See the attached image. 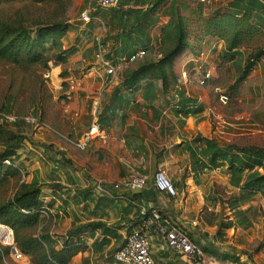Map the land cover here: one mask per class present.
I'll use <instances>...</instances> for the list:
<instances>
[{"label":"crops","instance_id":"obj_1","mask_svg":"<svg viewBox=\"0 0 264 264\" xmlns=\"http://www.w3.org/2000/svg\"><path fill=\"white\" fill-rule=\"evenodd\" d=\"M80 1L75 0L76 5ZM158 1L120 0L116 8L103 12L105 14L103 19L108 26L101 38L105 57L117 64L121 57H128L131 52L145 53L142 58L123 65L116 78L105 74L99 61L95 39L87 35V31L89 33L91 25L95 23L88 24L87 31L84 25H71L63 39V46L68 50L74 49V53L68 58L67 70L70 77L67 80H73L75 76L77 84L75 90L68 93L67 101H63L66 106L64 110H67L72 125L78 121L84 124L78 135L80 137L88 129L93 106L98 103L99 124L103 136L91 141L86 151L81 152L71 148L73 150L70 151L75 153L74 157L68 154V149L63 150L67 164H71L69 160H78L76 161L78 172L73 173L66 168L67 173L64 170L62 178L57 179L52 164L53 167L49 166L40 172L47 171L46 174L51 177L50 179L44 178L39 172L35 176L28 174V179L44 185L42 195L48 194L46 197L43 196L44 200L49 201L55 197L56 206L62 207L60 210L67 207L68 202H72L78 208L77 212L72 209L71 212L69 208L66 209L67 212L63 211L69 222L67 225H62L63 229L59 228L60 224L56 223L54 218L51 227L54 235H64L72 225L100 221L108 226L117 227L123 244L128 233L126 229L135 225L131 230L133 231L142 225L143 219L139 215V209L146 207L148 210H157L171 225L178 228L182 226L193 241L189 239L198 246H209L213 249L218 247L221 253L227 255L237 252L229 248L232 246L238 251L243 250L252 254L251 260H248L246 254L240 255L237 264H264V246L255 253L254 250L239 244L258 240L256 231L254 235L253 224L247 230L226 231L225 242L214 238L218 221L208 224L211 212L215 214L221 212L223 204L236 192L229 186L227 176L219 171H208L202 174L196 183L187 165L186 154L181 153L183 148L179 150L174 148L191 141L197 135L214 139L218 144L224 145L218 137L217 128L212 129L213 122L216 123L217 119L214 118L212 121L209 119L211 112L209 95L205 89L197 85L198 82L202 84L206 79L218 78L216 68L223 43L216 39H205L201 44L199 56L185 54L175 62L176 72L180 76L178 90H181L186 97L195 99L196 106L202 107L201 113L188 117L176 114L174 102L178 98L172 100L171 96L163 95L157 84L132 92H126L121 87V74L124 71L158 57L160 29L170 21L168 12L172 5H175L181 16L189 21H197L199 17L197 0ZM229 1L231 0L221 2L225 6ZM208 10H204L203 13H207ZM99 20L101 21L100 18ZM122 31L126 32L125 39L117 37ZM190 43L196 44V41L191 39ZM57 69H52V72H56ZM249 75L264 76V58L254 66ZM255 89L263 91L264 87L256 86ZM216 91L220 90L216 89ZM21 152L19 160L28 157V149ZM18 162L17 165L20 167ZM73 164L76 166L75 161ZM172 166L177 168L176 173H180L175 182L178 191V197L175 199L158 193L152 181L153 173L157 169L164 168L168 172ZM183 173L187 176L180 183ZM137 174L148 177L147 186L143 190L146 197L140 201L131 194H122L112 188L117 181ZM170 178L174 180L173 174H170ZM99 182L106 189V193L96 189V184ZM50 183H57L63 187V191L57 193L58 197L53 195L48 186ZM218 187L222 188L220 194L216 192ZM148 192H150L149 196H147ZM210 193L217 198L219 207L208 205ZM63 199L66 204L63 203ZM53 210L57 215L55 217L59 218V210L56 208ZM53 210L50 211L52 215ZM92 235L93 238L87 233L84 238L90 251L78 254L71 264H94L96 260L98 264H106L100 259L107 257L105 254L110 247L105 249L102 255L91 251L92 243L102 239L99 232ZM150 236V254L156 264H190L184 257L169 251L161 242L160 236L155 233ZM238 254L236 253L237 256ZM202 263L233 264L220 262L217 256L215 258L206 255Z\"/></svg>","mask_w":264,"mask_h":264},{"label":"trees","instance_id":"obj_2","mask_svg":"<svg viewBox=\"0 0 264 264\" xmlns=\"http://www.w3.org/2000/svg\"><path fill=\"white\" fill-rule=\"evenodd\" d=\"M15 3L39 6V9L46 14V9L54 6L55 12L60 10V14L34 21L31 19L29 21L22 12L16 10L10 14L0 15V63L24 69L37 66L46 71H51L55 67H65L69 56L74 53V49L68 50L63 46V39L71 28L65 17L70 2L67 0H0V8ZM183 8H186L185 4ZM209 8L210 6L205 2L197 0L199 17L197 21H188L181 16L177 7L172 5L168 12L170 21L160 29L158 57L124 71L121 74L122 89L132 92L157 84L163 95L171 96L172 100H175V97L178 98L174 102L176 114L188 117L201 113L202 107L196 106L197 101L186 97L181 90H178L180 76L176 72L175 62L185 54L199 56L202 42L205 39H216L223 43L216 70L218 78L208 81L206 79L205 83H211L219 89V79L231 68L238 67V59L241 60L244 56L242 73L229 85L226 97L228 102L238 100L245 77L264 58V47L261 44L264 32V0H231L221 9L203 13ZM189 24L194 25L193 35H189ZM122 30L126 29L122 28ZM125 34L126 32L122 31L117 37L125 39ZM191 39L195 40L196 44H191ZM134 54L131 52L128 57ZM107 59L110 60V58ZM60 76L67 79V71L62 69ZM224 81L227 80L224 79ZM11 102V98L7 99L6 105L0 112V224L12 229L16 249L28 258L30 264H71L78 254L90 251L84 238L87 233H90L93 238L92 234L95 232H99L102 239L92 243L91 251L102 255L103 251L110 247L108 250L110 257L100 260H104L105 263L113 262V253L123 245L118 243L121 238L117 227L108 226L100 221H89L72 225L64 235L52 234V223L57 215H52L50 211L55 208L60 210L62 207L56 206L55 197L45 201L42 195L44 185L29 180L28 173H24L17 165L19 152L33 143L24 132L13 129L19 123H25L24 121L17 123L6 119L11 112ZM181 147L183 148L181 153L186 154L187 165L196 183L205 172L219 171L227 176L229 186L236 191L223 204V212L210 214L212 220H208V224L218 221L214 238L225 242L226 231L250 228L253 218H251L249 204L256 196L264 199V148L235 143L220 145L214 139H206L201 135L174 148L179 150ZM5 161L9 164H5ZM184 178L185 173L180 183ZM9 182L12 193L8 197ZM48 186L54 196L58 197L57 193L63 191L60 184L50 183ZM131 195L139 201L146 197L143 191ZM149 195L150 192L147 196ZM209 198L214 204L217 203V198L211 193ZM63 203L66 204L64 199ZM134 226H130L126 231L131 232ZM178 229L193 241L183 229ZM196 245L198 246L197 243ZM263 246L264 242L259 243L254 252H258ZM198 247L203 256L215 258L217 256L220 262L237 264L240 261V255L246 254L248 260H251L252 256L251 253L238 251L232 246L229 248L233 251L237 250L232 255L221 253L218 247L214 249L209 246ZM236 253H239L238 256ZM9 256L10 248L0 247V264L5 257Z\"/></svg>","mask_w":264,"mask_h":264},{"label":"rangeland","instance_id":"obj_3","mask_svg":"<svg viewBox=\"0 0 264 264\" xmlns=\"http://www.w3.org/2000/svg\"><path fill=\"white\" fill-rule=\"evenodd\" d=\"M67 1L70 2V6L66 10L65 17L72 26H83L79 20V15L86 4L89 3L91 5L93 9L92 16L100 18L101 22L91 25L89 33L86 26L85 29L87 35L89 34L92 36L93 39H95V42L97 39L101 40L104 33L103 31L107 29L108 26L103 19L105 15L103 12L105 11H100L97 8L96 0H81L77 5L75 0ZM221 1L223 0H208V3H206V5L210 6L208 11L223 8V3ZM15 10L22 12L27 19L29 18V21H34L35 19H40L46 16L52 18L54 14H57V16L60 14V10L55 12L54 6L50 9H46V14L45 11L39 9V6L15 3L0 8V15L13 13ZM189 25V35H193L195 32V30H193L194 25ZM261 44L264 47V32L261 37ZM243 57L239 60L238 67L231 68L225 75L221 72L224 76L220 78L221 80L219 79L218 86L220 91L217 92L216 87L211 85V83L203 82L200 84V82H198L197 85L205 89L209 95V107L211 111L209 119L211 121L214 118L217 119V124L213 122L212 129L215 130L217 128V134L222 143L255 145L264 148V90L256 91L255 89L256 86L259 88L264 87V76H250L248 74L245 77L246 80L243 83V86H241L242 90L238 100H231L228 102L221 98H226L228 96L229 85L241 75ZM55 68H58L57 71L52 72V70L46 71L37 66L24 69L7 63H0V112L1 108L6 105V100L11 98V112L7 117L11 122L19 123L18 121H22L23 123L24 121L25 123H19L17 126H14L13 129L24 132L31 138L33 143V145H29L21 150L28 149V157L19 160L21 158L20 154L18 159L19 162H17L24 173L35 176V174L39 172L40 175L42 174V176L47 179L51 178L50 176H47L46 173L48 172H40L44 171V168L49 166L53 167L52 164H54L57 179H59V177L62 178L64 170L67 173L66 168L73 173L75 171L78 172V165L76 163L78 160H69L71 164H67L63 150L68 149V154L71 157H74L75 153H72L70 149L75 148L74 144L81 137L78 136L80 130H82L81 126L84 125L82 123L80 124L79 121L72 125V120L70 119V116H68L69 114L67 110H64L66 109V106L63 101H67L68 98L66 97H68V93H70L71 90H75L77 84L75 80L76 77L73 76V80H67L60 76L62 69L68 73L67 65L65 67ZM55 68H53V70ZM46 73L50 74L49 79H46ZM68 77H70L69 73ZM224 79L227 81H224ZM27 118L34 119L35 123L31 125L29 123L27 124L25 121ZM72 131L74 134H72ZM29 148H31V150ZM84 151H86V149ZM73 161H75L76 166H74ZM159 169L163 170L172 181L173 185L176 186L175 182L180 176V173H176L177 168L172 166L168 172H166L164 168ZM59 174L60 176H58ZM170 174H173L174 180L170 178ZM186 176L185 173V177ZM221 191L222 188L219 187L216 190L218 194H220L219 192ZM11 193L12 187L9 182L7 196L9 197ZM47 195V193H43L44 197ZM74 205L75 204L72 202H68L67 207L63 210H59L60 216L59 218H55V222L60 224L59 228L63 229L62 225H67L69 223L68 218L65 217L66 215L63 211L67 212V208L70 210L72 209L75 212L78 211V208ZM208 205L211 207H219L218 202L214 204L209 198ZM249 205L251 209V218H253L252 227H254V235L256 231L258 240L255 242L239 244L240 246H245L253 251L259 243L264 242V199L256 196L251 200ZM244 207H246V205ZM215 208L216 207H214V209ZM223 210L224 205L220 211L223 212ZM221 212H218L217 214H220ZM206 214L208 215V212H206ZM53 215H55L54 210ZM180 227L185 230L182 226ZM121 242L122 240L119 243L122 244ZM105 255L107 256L106 258L110 257L109 252H106ZM95 262L94 264L99 263L97 260ZM1 264L30 263L28 258L16 260L9 256L5 257ZM106 264L113 263L110 261Z\"/></svg>","mask_w":264,"mask_h":264},{"label":"built area","instance_id":"obj_4","mask_svg":"<svg viewBox=\"0 0 264 264\" xmlns=\"http://www.w3.org/2000/svg\"><path fill=\"white\" fill-rule=\"evenodd\" d=\"M208 3V0H200ZM120 0H96L97 8L100 11H108L116 8ZM92 7L86 4L80 15L79 20L82 25L87 26L90 23L101 22L99 18L92 16ZM97 54L101 66L105 74L109 77L116 78L119 69L128 63H132L138 58H142L145 53L143 51L135 53L131 57H121L116 64L107 59L103 54L101 40L96 41ZM46 79L50 78V74H45ZM224 100L226 98L221 97ZM98 103L93 106V111L90 117V124L88 129L81 135L80 139L74 144V147L79 151L87 149L91 141L103 136V130L98 121ZM9 121L10 119L6 117ZM25 121L29 124H34L35 120L27 118ZM9 164L8 161L4 162ZM153 186L155 190L164 196L175 199L178 197V191L168 178L167 174L157 169L152 176ZM148 182L146 175L137 174L128 178H123L112 185V188L120 193L133 194L143 191ZM96 189L101 193H106V189L102 183L96 184ZM44 215H46L44 213ZM139 215L142 217V225L140 228L128 232L125 236L124 243L121 248L113 253L112 259L114 264H156L150 254V235L155 233L160 236L161 242L177 256L184 257L190 264H203L202 252L200 248L193 243L188 236L180 231L177 227L171 225L164 220L159 212L155 209H147L140 207ZM47 216V215H46ZM0 247L10 248V257L16 260H23L25 257L21 255L15 247L13 231L9 226L0 224Z\"/></svg>","mask_w":264,"mask_h":264}]
</instances>
